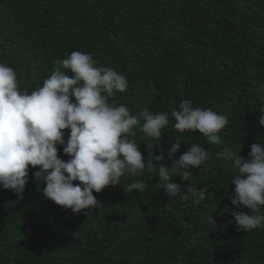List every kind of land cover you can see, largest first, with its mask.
Returning a JSON list of instances; mask_svg holds the SVG:
<instances>
[{"label": "trees", "instance_id": "16d2710c", "mask_svg": "<svg viewBox=\"0 0 264 264\" xmlns=\"http://www.w3.org/2000/svg\"><path fill=\"white\" fill-rule=\"evenodd\" d=\"M73 51L126 78L117 104L169 115L158 146L137 129L146 161L167 156L175 139V158L192 143L212 154L188 182L207 188L206 200H169L157 171L146 169L94 193L102 205L77 214L44 198L30 169L23 199L0 188V264H264V227L237 230L233 212L249 210L231 204L235 173L215 155L230 149L247 159L252 143H264V0H0V62L22 89L42 86L52 61ZM184 99L228 117L221 144L175 130L171 112ZM133 180L145 191L128 192ZM171 182L186 186L179 176Z\"/></svg>", "mask_w": 264, "mask_h": 264}, {"label": "clouds", "instance_id": "9594fccd", "mask_svg": "<svg viewBox=\"0 0 264 264\" xmlns=\"http://www.w3.org/2000/svg\"><path fill=\"white\" fill-rule=\"evenodd\" d=\"M52 64L53 70L42 86L29 91L21 88L16 71L0 62V188L23 199L30 169H37L31 175L45 185L40 188L43 197L78 214L102 205L94 193L120 185L126 175L139 177L146 169H155L169 200L187 201L189 195L196 204L206 200L207 188L197 189L188 183L193 169L212 160L206 148L192 143L175 158L181 146L175 139L167 156L162 151L146 161L134 139L139 129L154 141L148 147L158 146L169 125L167 113L144 108L133 114L127 105L117 104L113 98L126 91V78L113 68L99 65L91 53L73 51ZM258 95L264 103V84L259 85ZM261 113L258 124L264 126V108ZM171 116L176 121L175 130L198 131L212 145L222 143L219 133L229 123L226 115L195 108L189 99L182 100ZM58 146L69 157L67 161L61 158ZM215 155L235 173L231 178L235 187L228 195L231 204L249 210L233 212L237 230L251 232L264 227V143L260 139L252 143L247 159L230 149ZM166 159L172 161L171 166L153 163ZM174 176L186 182L183 191L181 184L171 182ZM146 188L143 181L133 180L127 185L128 192ZM211 225L212 230L217 228L213 217Z\"/></svg>", "mask_w": 264, "mask_h": 264}]
</instances>
